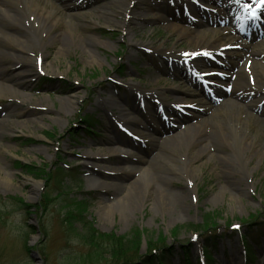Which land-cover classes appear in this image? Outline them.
<instances>
[{"label":"rangeland","instance_id":"1","mask_svg":"<svg viewBox=\"0 0 264 264\" xmlns=\"http://www.w3.org/2000/svg\"><path fill=\"white\" fill-rule=\"evenodd\" d=\"M77 1L87 15L70 20L73 33L61 13L48 36L0 15V264H36L32 251L37 264L87 261L92 246L75 237L82 224L76 232L65 225L87 202L83 218L98 234L121 238L139 230L133 261L149 256V244L160 238L172 253L168 264H264V142L243 119L253 144L228 145L212 117L220 108L237 114L220 106L250 83L255 67L243 68L250 56L240 44L264 42V17L244 37L222 16L201 28L204 43L234 45L230 56L206 59L209 74L197 87L165 68L158 49L190 51L199 23L219 17L224 0ZM187 129L185 141L201 134L189 150L171 139ZM203 145L210 153L184 166ZM111 147L121 152L109 155ZM170 166L175 172L166 174ZM141 170H150L153 183L138 182L129 193ZM158 187L179 197L160 201ZM122 197L123 212L102 211ZM91 262L117 263L109 253Z\"/></svg>","mask_w":264,"mask_h":264},{"label":"bare ground","instance_id":"2","mask_svg":"<svg viewBox=\"0 0 264 264\" xmlns=\"http://www.w3.org/2000/svg\"><path fill=\"white\" fill-rule=\"evenodd\" d=\"M54 0H2L0 5V15L6 18L11 19L14 22H17L21 26L35 31L38 33L45 34L48 36L50 33L49 25H55L58 21H61L57 18V14L61 13L62 18L66 22L67 30L70 33L77 30V26L72 25L70 20L75 18H84L87 14H83L79 12V8L82 7V4H79L77 0H60L61 6H55ZM70 1V2H69ZM223 1V0H222ZM262 2L261 0H224V4L220 11L219 17L212 18V21L206 20L204 17L203 22L199 23V30L195 32L193 39H195L193 43V48L190 51H167L163 46H160L158 52L162 54L163 58H165L164 67L172 70L174 73H177L179 76H182L185 79H189L193 85L202 84L203 79L208 73L206 64V59L208 57L212 59H216V57H220V55L230 56L231 54V46L233 43H220L219 45H214L211 41L204 43L203 40L207 35V32L204 27H208L211 23L219 21V19L224 17V19L231 21L234 24V29H236V33L240 34L242 37L247 36L248 25L258 21L259 17H264V5L261 4L256 6ZM38 3H43L44 5L51 6V10H48L44 7H40ZM196 3V2H194ZM242 3H246L248 5L247 10L242 8ZM253 4V6H250ZM191 7L190 4H188ZM256 8V9H255ZM172 15L178 18L172 11ZM234 18V19H233ZM26 20L27 23H24L23 20ZM1 33V31H0ZM3 33V32H2ZM1 33V34H2ZM7 36V38L12 39V35L4 32L3 36ZM186 35L184 31H182L181 36ZM4 36V37H5ZM245 39V38H244ZM94 44H103L97 40H93ZM250 42L241 40V46L249 50L248 56L246 59L243 68L247 67L250 64H253L255 70L249 73L247 76L250 79V83L240 84L239 88L232 90L231 97L223 101L220 107L223 105H231L234 110L237 112L235 116L227 111L220 108L216 114H212L214 117V121L216 123V127L219 131V135L224 141L231 145L232 140L234 139L237 144L240 146L246 143L253 144L254 136L247 137L244 133V125L242 124V120L246 119L249 124L254 128V135L261 137L264 142V42L260 44L251 45ZM207 53V55H205ZM63 50H59L57 56H63ZM21 56L14 55V58L20 59ZM91 58L95 62H99V59L91 53ZM52 68V66H50ZM43 71H46V67H42ZM237 78L241 75L242 68L238 69ZM22 75H26L27 72H22ZM256 81V83H255ZM260 85H257L258 83ZM1 90V87H0ZM204 98V92L201 94ZM110 99L107 100L110 103ZM229 119V123L225 124L222 122V119ZM190 132V129L184 130L180 132L178 135L171 138L175 143L179 146L186 147L189 150L194 144L198 143L201 138L198 137L201 134L194 135L189 138V140L185 141V134ZM204 132L201 131V133ZM210 146L203 145V147L195 152L193 157H187V159H183L184 166H194L197 160L203 155L210 153ZM121 151L116 149L115 147H111L108 149L109 155L119 154ZM89 157V156H88ZM213 155H210L212 158ZM160 159L163 161L164 165L166 164L165 158L160 156ZM130 169V168H128ZM111 170H126L125 168H115ZM132 170V169H131ZM171 172H167L166 174L174 173V168L169 167ZM150 170H141L138 180L128 188V192L132 193L135 189V185L138 182H141L144 186H150L153 181L149 179ZM9 178L11 176L6 175L4 181L9 182ZM168 179L169 181L174 178L164 174V180ZM158 198L161 201L165 195L171 197H179L176 193H168L164 191L161 187H158ZM225 191V188L221 189V193ZM126 197L119 198L117 202L111 206H105L102 211L104 212H112L118 208V210L123 212V207L125 205ZM159 201V202H160ZM169 205L165 204L163 208Z\"/></svg>","mask_w":264,"mask_h":264},{"label":"trees","instance_id":"3","mask_svg":"<svg viewBox=\"0 0 264 264\" xmlns=\"http://www.w3.org/2000/svg\"><path fill=\"white\" fill-rule=\"evenodd\" d=\"M66 208L68 209L71 207L68 206ZM87 208H89L88 202L87 205L85 203L80 204L79 208L74 211V213H76V216L73 212H71L65 219V225L66 228H68V232H70V230L76 232L74 226L77 223H81L82 232L77 234V236L75 237L79 240V243H82L85 246H92L91 249L93 253L88 255V260L85 261L84 258H80L77 264H93L91 261H95L96 263V260L99 258H103L106 253H109L111 258H113L117 262L116 264H137V261L139 262L138 264H168L172 253L167 250L165 246H162L165 245V241L163 239L158 238L156 241L149 244V247L151 248V253L149 254V256L145 258L140 257L139 259V257L136 255V257L134 256L136 260L133 261L132 256L135 253L138 254L137 251L141 244L142 234L139 232V230L132 233L129 237L124 236L121 238H116L114 235L111 236L98 234V232L92 228L90 222H86L83 218V215L84 213H86ZM79 212L82 213L83 219L81 220H78L79 218L77 217V214ZM208 222L211 221L207 220L205 226H209ZM67 235L68 234L66 233L65 240H67ZM27 251L29 252V248L27 249ZM24 264L32 263L29 262Z\"/></svg>","mask_w":264,"mask_h":264},{"label":"water","instance_id":"4","mask_svg":"<svg viewBox=\"0 0 264 264\" xmlns=\"http://www.w3.org/2000/svg\"><path fill=\"white\" fill-rule=\"evenodd\" d=\"M30 257L36 264L40 262L39 256L34 251L31 252Z\"/></svg>","mask_w":264,"mask_h":264},{"label":"snow or ice","instance_id":"5","mask_svg":"<svg viewBox=\"0 0 264 264\" xmlns=\"http://www.w3.org/2000/svg\"><path fill=\"white\" fill-rule=\"evenodd\" d=\"M205 55H207V53Z\"/></svg>","mask_w":264,"mask_h":264}]
</instances>
